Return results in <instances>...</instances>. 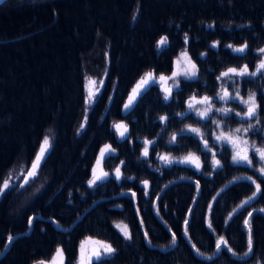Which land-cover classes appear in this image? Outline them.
<instances>
[{"label":"trees","instance_id":"obj_1","mask_svg":"<svg viewBox=\"0 0 264 264\" xmlns=\"http://www.w3.org/2000/svg\"><path fill=\"white\" fill-rule=\"evenodd\" d=\"M186 33L199 79H179V93L167 102L160 85L154 84L124 111L126 97L141 76L150 71L171 73L174 57L186 47ZM161 36L168 37V45L158 52L156 42ZM216 41L219 46L211 47ZM245 43L249 50L243 55L227 47ZM262 47L264 0L2 2L0 185L11 176L12 188L0 196V252L8 237L26 233L29 218L33 219L30 233L11 241L0 264H36L49 260L57 248L63 250V264H76L79 244L86 237L116 249L103 264H264V176L254 170L260 166L253 152L249 150L253 168L235 165L230 147L217 144L222 167L214 170L212 153L203 150L194 134L185 132L176 144H169L172 133L179 134L186 125L200 127L211 136V121L197 122L194 112L185 117L178 114L188 112L187 102L194 93L216 96L217 77L227 68L247 64L254 71L264 55L258 53ZM89 77L103 85L94 102L86 105L84 82ZM238 86L241 95L257 93L260 122L214 116L223 120L225 129L256 125L247 139L264 145V78L244 77ZM215 107L246 111L237 101H216ZM161 116L169 117L166 124L160 122ZM120 121L128 126L130 138H118L113 124ZM45 136L50 138V150L37 175L21 188ZM145 138L155 140L147 159L141 156ZM106 144L115 149V155L101 166L110 176L90 188L92 165ZM188 152L200 156V171L157 159L160 153L181 157ZM118 165L124 177L135 179L117 181ZM249 176L261 185L262 193L238 207L256 188L250 180L235 178ZM145 180L149 195H145ZM249 212L253 213V251L244 256L248 251L244 221ZM52 221L61 228L76 223L62 232ZM121 222L128 225L131 240H125L116 227ZM220 236L235 255L227 248L217 252Z\"/></svg>","mask_w":264,"mask_h":264},{"label":"snow or ice","instance_id":"obj_2","mask_svg":"<svg viewBox=\"0 0 264 264\" xmlns=\"http://www.w3.org/2000/svg\"><path fill=\"white\" fill-rule=\"evenodd\" d=\"M135 15L133 16V20H135ZM184 43L186 45L185 50L180 53V56L183 58H187L188 64H190V68L185 67L182 71H176L175 68L171 74V76H167L165 74H160L159 77L156 76L154 71H150L145 73L143 77H141L140 81H138L136 87L133 89V92L129 95L128 102L125 103L124 108L125 111L130 109L136 99L140 96H142L152 85L161 83L162 87L161 90L164 92V100L167 102L169 101L174 92L176 94L180 91V80L178 77H184L187 80H198V69L195 62L191 60V57L188 56V49L187 45L189 43V36L186 33L184 36ZM219 41L214 42L211 47L216 48L219 46ZM168 45V37L167 36H161L160 39L156 42V48L157 51H162L166 46ZM228 48H230L233 53L238 54H245L249 50V46L247 43L241 45L240 47H234L232 44L227 45ZM258 53L264 54V47L258 49ZM205 56L204 53H201V59H203ZM174 66L178 63V61H174ZM264 77V59H261L260 62L256 65V68L254 71H249V67L247 64L243 65L242 67H229L226 71L221 72L220 75L217 77V82L220 83V91L217 92L216 96H210V95H204L199 96L198 93H194L192 96L189 97V101L187 102V108L188 112L186 113H179L181 117H185L188 113L195 112L199 121H211L215 125V130L211 132V136L206 134L201 130L200 127H193L191 125H186V128L181 130L179 134L172 133L171 138L169 140V144H176L178 142V135L183 136L185 132L194 134V137L199 138L200 143L203 145V150L207 152L212 153V168L214 170H218L222 167L221 160L217 159V155L219 154L216 150V145H231L233 148V155H232V163L235 165H243L249 168H253V156L249 154V149L255 154V156L259 157V162L261 166L257 169H254L256 171H259L261 176H264V145L258 146L255 141H252L249 144V141L246 139H243V135L248 134L249 132L253 131L256 128V125L249 123L247 127H236L234 129H228L225 130L223 120L216 119L214 116V113H219L221 117H230L232 115H235L239 118L241 121H251L255 119L257 123L260 122V117L258 115V111L260 108V105L257 102V93L251 92L247 98L241 96L240 89H239V81L233 80V87H234V94L229 92L228 88L224 86L226 80L232 79L233 77H257V76ZM171 81L172 83L168 87H164L163 85L168 84V82ZM101 86L103 85V81H100ZM96 94H90V96L93 98ZM239 100V102L246 106V111H235V109L230 107H220L216 108L215 104L216 101H220L224 104H228L229 102ZM89 97H86L85 103L88 104ZM199 105H202L203 108L198 107ZM88 108L86 107L85 112L87 113ZM87 119V115L85 116V120ZM169 117L167 116H161L159 117V120L162 124H166ZM84 123L81 124L80 130L84 128ZM207 125L205 124V127ZM115 128L118 136L120 139H128L130 138L129 135V129L128 126L122 122L115 123L113 125ZM159 135V134H158ZM211 138H214L213 143H209V140ZM243 143L245 145H248V148L241 149L239 147V144ZM50 138L48 136H45L43 139V142L41 143L40 151L37 153L35 160H33L31 168L27 171V174L24 176L23 180L24 183L20 185L21 188L26 185L29 180L33 177H35L38 173V170L40 169L44 159L47 156V152L50 150ZM144 148L141 152V156L144 159H147L149 157V151L150 146L155 144V140H150L145 138L143 141ZM115 155V149L111 147V145H105L100 150V155L97 158V165H103V162L107 159L112 158ZM157 159L165 165H171L173 163H179V164H193L197 171H200L201 168V158L200 156L196 155L195 152H188L186 156L176 158L171 156L169 153H160L157 156ZM125 162L121 161V165H123ZM110 176L109 172H102L101 175H96V166H93V175L92 178L88 180V186L90 188L94 186H98L99 184L106 181ZM115 179L117 181H121L122 179H135L134 177H124L123 173L121 171V167L118 165L114 172ZM11 179L12 177L9 176L7 179L3 180L2 185H0V196L5 195L11 188ZM235 179H247L250 180L253 184H255V192L251 197H248L245 201L242 202L241 205L238 207H244L247 205L252 199L256 198L258 195L262 193L261 185L256 182L251 176L249 177H237ZM144 187H145V195H149L148 189V181H143ZM197 189L199 190V184L197 183ZM132 196L135 197V193H132ZM215 199V198H214ZM212 205H209V209L211 210ZM192 209H189V212L191 213ZM236 210L234 209V212ZM261 211H264V209H261ZM157 214H159V211L157 210ZM231 213L229 216L231 217ZM253 216L252 212H249L248 217L245 218L244 225L248 229V251L244 253V256H248L253 251V239H252V229H251V220L250 218ZM33 218H29V225H31ZM188 223L189 221L185 219V235H188ZM227 225V221L225 222ZM116 227L120 230L121 234L123 235L125 240H131V233L128 230V225L121 223H117ZM209 229L213 228V225L211 221L208 222ZM13 237L9 236L8 241L9 243L12 241ZM88 240H91V237L87 238ZM145 239H148V234L145 233ZM176 241V235L173 233L172 236V243L174 244ZM94 243L98 244L99 247L96 248L92 255L88 257V260L86 261L84 257V241L81 242V259L79 261V264H103V261L106 257H109L113 255L116 252V249L110 244L106 243L104 241H94ZM193 248L197 251L199 255H203L199 252V249H196V246L193 245ZM222 248H227L229 252H231L233 255H235V252H233L232 248L229 247L228 242L225 240L223 236L218 237L216 241V250L217 252L221 251ZM57 255L63 256V250L58 248L57 249ZM207 259H211V257H207ZM40 264H43V261L40 262ZM52 264H56V258L53 257ZM60 264H63L61 261Z\"/></svg>","mask_w":264,"mask_h":264},{"label":"rangeland","instance_id":"obj_3","mask_svg":"<svg viewBox=\"0 0 264 264\" xmlns=\"http://www.w3.org/2000/svg\"><path fill=\"white\" fill-rule=\"evenodd\" d=\"M184 50H185V49H184ZM184 50H181V51H180V52L174 57L173 62H174V61H178V63H177L175 66H174V63L172 64V71H171V73H170L169 75H167V76H171V74H172L174 68H175L176 71H182V70H184L185 67L190 68V64H188V60H187V58H183V57L180 56V53L183 52ZM188 56H189V54H188ZM189 57H190V56H189ZM261 59H264V55H262ZM259 62H260V61H259ZM143 76H144V75H143ZM143 76H141V77H143ZM156 76L159 77V75H156ZM141 77H140V78L134 83V85L131 87V89H130V91H129L127 97H126V100H125V102H124V105H125L126 102H128L129 95L133 92V89L136 87V85H137L138 81H140ZM260 77H261V76H260ZM261 78H264V77H261ZM178 79H185V78L181 76V77H178ZM241 79H242L241 77H233L232 79H228V80H226L224 86H225L226 88H228L229 92H231V93L234 94L233 80L240 81ZM171 83H172V82L169 81L168 84H165V85H163V86H164V87H168ZM158 84L160 85V88H161V87H162V82H161V83H158ZM84 87H85V91H86V97H89L88 104H90V102L93 100V98L90 96V94H96V93H98L99 90L101 89V83H100V82L97 83V82H95L94 79H92V78L89 77V78H85ZM220 87H221V85H220ZM219 91H220V88H219ZM163 93H164V92H163ZM248 95H249V94H244V95H241V96L244 97V98L246 99ZM86 97H85V99H86ZM236 101L239 102V100H236ZM239 103H240V102H239ZM240 104H241V103H240ZM124 105H123V110L125 111ZM242 105H243V104H242ZM244 106H245V105H244ZM198 107L203 108L202 105H199ZM245 107H246V106H245ZM246 110H247V109H246ZM194 113H195V112H194ZM120 122H122V121H120ZM120 122H117V123H120ZM122 123H124V122H122ZM124 124H125V123H124ZM113 125H114V124H113ZM114 129H115V128H114ZM230 129H234V128H230ZM214 130H215V125H214ZM225 130H228V129H225ZM115 131H116V130H115ZM116 133H117V132H116ZM117 135H118V134H117ZM118 138H119V136H118ZM243 139L248 140L246 135H243ZM42 142H43V141H42ZM42 142H41V143H42ZM41 143H40V145H41ZM249 144H250V142H249ZM104 146H105V145H103L101 148H103ZM228 146L230 147L231 152H232V155H233V148H232V146H231V145H228ZM40 147H41V146H40ZM239 147H240L241 149H243V148H248V145H245V144H243V143H240V144H239ZM101 148H100V150H101ZM100 150L98 151V154H97V156H96V159H95V161H94V163H93V165H92L90 179L92 178V175H93V166H96V175H101L102 172H104V171L102 170L101 165H97V158H98V156L100 155ZM249 150H251V149H249ZM39 151H40V149H39ZM39 151H38V152H39ZM36 155H37V154H36ZM186 155H187V154H185V155H183V156H186ZM253 155H255V154L253 153ZM183 156H181V157H183ZM35 158H36V157H35ZM35 158H34V160H35ZM176 158H180V157H176ZM254 158H255L256 161L259 163V166H261V164H260V162H259V157H258V156H255ZM31 165H32V164H31ZM187 165H190V166H192V167L195 168V166H194L193 164H187ZM30 168H31V166L29 167V169H30ZM29 169H28V170H29ZM28 170H27V171H28ZM27 171H26V173L24 174V176L27 174ZM24 176H23V178H24ZM23 178H22V182H21L20 184H23V183H24ZM87 238H89V237H86V238H84V239L82 240V241H84V257H83V258H84L86 261L88 260V257L92 255L93 251H94L96 248L99 247L98 244L94 243V241H98L99 239L91 238V240H88ZM82 241H81V242H82ZM99 241H102V240H99ZM81 242H80L79 247H78V256H77L76 264H79V261H80V259H81ZM104 242H105V241H104ZM106 243H107V242H106ZM57 249H58V248H57ZM57 249H56L54 255H53L49 260H45V261H43V264H52V262H53V257L56 258V264H60L61 261L63 262V256L61 257V256L57 255ZM36 264H40V262H39V263H36Z\"/></svg>","mask_w":264,"mask_h":264},{"label":"water","instance_id":"obj_4","mask_svg":"<svg viewBox=\"0 0 264 264\" xmlns=\"http://www.w3.org/2000/svg\"><path fill=\"white\" fill-rule=\"evenodd\" d=\"M5 0H0V4L2 3V2H4ZM79 219V218H78ZM77 221V220H76ZM76 221L70 226V227H68V228H61L60 226H58L54 221H52V225L57 229V230H59V231H62V232H68V231H70L71 229H72V227L75 225V223H76ZM30 231H31V225H29V228H28V231L26 232V233H24V234H19V235H16V236H13V239H15L16 237H19V236H21V235H28L29 233H30ZM184 235H185V232H184ZM144 241H145V243H146V239H145V235H144ZM12 239V240H13ZM11 243V242H10ZM9 241H7V243H6V245H5V248L3 249V251H1L0 252V259L6 254V252H7V249H8V247H9ZM173 248V246L172 247H170V248H167L166 250H168V249H172ZM161 249V248H160ZM162 250V249H161ZM196 256H198L199 258H202V257H200L198 254H196ZM205 259H207V258H205Z\"/></svg>","mask_w":264,"mask_h":264},{"label":"bare ground","instance_id":"obj_5","mask_svg":"<svg viewBox=\"0 0 264 264\" xmlns=\"http://www.w3.org/2000/svg\"><path fill=\"white\" fill-rule=\"evenodd\" d=\"M41 146V145H40ZM39 149H40V147H39ZM39 151V150H38ZM38 153V152H37ZM36 157V156H35Z\"/></svg>","mask_w":264,"mask_h":264}]
</instances>
